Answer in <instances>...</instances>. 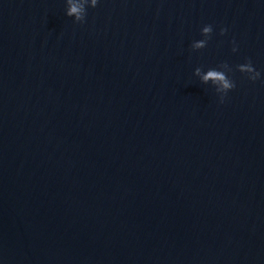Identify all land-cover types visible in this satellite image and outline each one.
Here are the masks:
<instances>
[{
	"label": "water",
	"instance_id": "obj_1",
	"mask_svg": "<svg viewBox=\"0 0 264 264\" xmlns=\"http://www.w3.org/2000/svg\"><path fill=\"white\" fill-rule=\"evenodd\" d=\"M66 8L0 0V264H264V0Z\"/></svg>",
	"mask_w": 264,
	"mask_h": 264
},
{
	"label": "clouds",
	"instance_id": "obj_2",
	"mask_svg": "<svg viewBox=\"0 0 264 264\" xmlns=\"http://www.w3.org/2000/svg\"><path fill=\"white\" fill-rule=\"evenodd\" d=\"M97 3L98 0H66V15L68 17H74V22L84 23L87 15V7L95 8ZM212 32V25H205L201 29V35L204 37V39L194 41L191 45V48L194 51L205 48L207 46L208 40L211 38ZM226 32V28L220 29V35H224ZM236 50V47H233V51L235 52ZM221 68L227 69L228 72L218 70ZM218 69H209L206 72H202V69L197 67L195 69L194 75L200 77V80L204 84H208V82L211 81L212 85L215 86L216 92L220 94V103H223L227 93L234 89L236 85L234 81L231 80L227 75V73L232 71V68L228 65V63L223 62L219 64ZM237 70L241 73L247 74V78L253 82L259 79L261 75V73L253 67L251 60H248L244 64L238 65Z\"/></svg>",
	"mask_w": 264,
	"mask_h": 264
}]
</instances>
